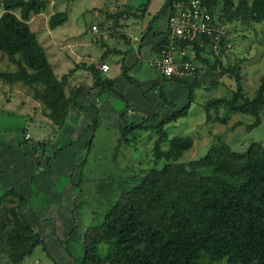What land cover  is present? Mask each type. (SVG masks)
Wrapping results in <instances>:
<instances>
[{"label": "rangeland", "instance_id": "1", "mask_svg": "<svg viewBox=\"0 0 264 264\" xmlns=\"http://www.w3.org/2000/svg\"><path fill=\"white\" fill-rule=\"evenodd\" d=\"M47 1V9L34 16L30 26L55 74L61 77L78 64L97 66L104 62L110 70L102 72L103 76L114 80L119 94L100 93L97 88L86 90L77 97V106L70 109L69 120L59 128L51 123L44 104L34 98L33 88L0 80V207L16 206L14 194L8 195L13 201H3L6 191L22 193L27 200L20 208L28 209L29 222L42 233L45 245L36 247L23 264H78L84 256L85 230L101 220L121 191L138 184L140 169L154 168L155 131L150 128L135 142L119 145L121 127L153 115L159 119L171 115L173 102L179 108L188 104V89L182 83L164 80L150 65L154 56L151 46L161 37L156 38L154 33L168 26L169 9L163 11L168 0H151L143 19L135 14H141L140 5L147 0ZM221 6L214 16L217 25ZM2 12L0 0V16ZM57 12H67L68 21L52 29L48 20ZM151 22L153 30H148ZM222 23L218 34L224 39L223 47L214 49L211 42H206L198 53L208 64L200 59L195 62L200 87L194 91L188 115L167 129L170 137L193 138L184 162L204 157L210 145L219 140L237 152L253 142L264 144V110L260 125L250 129L253 117L231 114L223 124L217 119L226 116L224 109L212 110L211 119L204 109L208 100L229 98L237 88L234 78L221 75L219 68L212 69L216 60L224 67H240L242 86L250 98L255 96L264 74V21L251 26ZM198 54L194 50L190 56L194 59ZM14 68L7 58H0V70ZM77 85H93L91 73L76 71L69 88ZM154 123L152 119L148 125ZM24 137L28 142L19 146ZM37 143L46 146L34 150ZM41 154L46 159H40ZM47 157L51 158L48 163ZM32 211L39 219L33 220ZM8 216V220L3 219L5 231L12 224L11 212ZM73 227L76 232L69 240ZM0 264H11L1 249Z\"/></svg>", "mask_w": 264, "mask_h": 264}, {"label": "trees", "instance_id": "2", "mask_svg": "<svg viewBox=\"0 0 264 264\" xmlns=\"http://www.w3.org/2000/svg\"><path fill=\"white\" fill-rule=\"evenodd\" d=\"M185 1L168 0L163 11L169 9L170 16L175 6ZM203 1L213 16L222 3L217 27L223 21L249 26L264 21V0ZM1 3L0 58H7L15 68L0 70V80L33 88L34 98L44 104L54 126L65 125L70 109L77 106V97L88 89L119 94L114 81L104 77L94 63L78 64L61 77L55 74L43 44L30 26V20L47 9V0H1ZM150 3L151 0H147L141 4V14L135 16L143 19ZM67 21V12H57L50 16L48 24L54 29ZM152 22L148 30H153ZM154 36H161L151 49L157 55L167 43L168 32H155ZM219 45L223 47V37ZM194 48L200 53L198 43H194ZM197 59L208 64L199 54L193 59L194 63ZM211 67L219 68L221 75L234 78L237 88L229 98L206 102L204 109L208 119L212 110L218 112L222 108L226 116L217 119L221 123L226 124L231 114H242L255 119L250 129L258 127L264 110V74L255 96L250 98L243 89L239 66L224 67L216 60ZM78 70L90 72L93 85L69 88V81ZM198 74L199 69L197 77ZM197 77L170 79L188 89V104L184 107L179 108L173 102V113L163 119L153 115L121 127L119 145L135 142L141 132L150 128L155 131L154 168L140 169L136 176L138 184L121 191L101 220L85 230L84 256L78 264H264V144L253 142L246 150L237 152L219 140L210 145L204 157L184 162L182 158L192 149L193 138L168 134L170 125L188 115L194 91L200 87ZM152 119L155 123L148 125ZM96 126L97 120L93 127ZM28 140L24 137L19 146H25ZM45 146L37 143L33 149L41 150ZM38 157L46 159L42 154ZM37 161L39 164L40 160ZM49 161L51 158L47 157V163ZM10 194L16 196V206L0 207L3 213L0 215V249L8 255L11 264H23L25 258L45 242L42 233L29 222V213L20 208L27 198L22 193L6 191L4 202L13 201L8 198ZM9 212L13 215L12 224L5 231L4 220L9 219ZM32 213L34 221L39 219L35 211ZM75 232L76 227H73L69 240ZM69 240L65 241L66 245Z\"/></svg>", "mask_w": 264, "mask_h": 264}, {"label": "built area", "instance_id": "3", "mask_svg": "<svg viewBox=\"0 0 264 264\" xmlns=\"http://www.w3.org/2000/svg\"><path fill=\"white\" fill-rule=\"evenodd\" d=\"M94 30H97L96 26ZM166 30L167 43L151 58L150 65L164 80L195 79L198 68L190 56L195 50L194 43L202 47L210 39L214 49H218L220 42L219 27L208 5L203 0H187L177 4L168 18ZM97 68L103 73L110 70L104 62Z\"/></svg>", "mask_w": 264, "mask_h": 264}, {"label": "crops", "instance_id": "4", "mask_svg": "<svg viewBox=\"0 0 264 264\" xmlns=\"http://www.w3.org/2000/svg\"><path fill=\"white\" fill-rule=\"evenodd\" d=\"M150 11H152V9L149 10V12H150ZM165 30H166V29H165ZM151 47H152V46H151ZM151 52H152V54H153V51H152V50H151ZM153 55H154V54H153ZM113 81H114V80H113ZM69 114H70V113H69ZM68 118H69V115H68V117H67L66 122L69 120ZM70 118H71V116H70ZM0 174H1V180H2V173H0ZM31 200H32V201H35L34 198H31ZM27 205H28V204H27ZM27 205H26V206H27ZM27 210H28L27 208L23 207V212H27Z\"/></svg>", "mask_w": 264, "mask_h": 264}, {"label": "water", "instance_id": "5", "mask_svg": "<svg viewBox=\"0 0 264 264\" xmlns=\"http://www.w3.org/2000/svg\"><path fill=\"white\" fill-rule=\"evenodd\" d=\"M170 2L168 3L167 7L169 6Z\"/></svg>", "mask_w": 264, "mask_h": 264}]
</instances>
